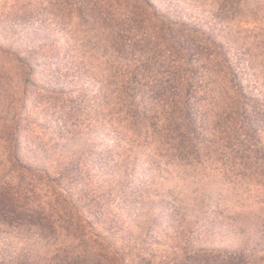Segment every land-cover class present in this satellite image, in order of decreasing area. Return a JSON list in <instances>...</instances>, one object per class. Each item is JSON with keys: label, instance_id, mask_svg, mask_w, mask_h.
Returning <instances> with one entry per match:
<instances>
[{"label": "rangeland", "instance_id": "rangeland-1", "mask_svg": "<svg viewBox=\"0 0 264 264\" xmlns=\"http://www.w3.org/2000/svg\"><path fill=\"white\" fill-rule=\"evenodd\" d=\"M0 264H264V0H0Z\"/></svg>", "mask_w": 264, "mask_h": 264}, {"label": "trees", "instance_id": "trees-1", "mask_svg": "<svg viewBox=\"0 0 264 264\" xmlns=\"http://www.w3.org/2000/svg\"><path fill=\"white\" fill-rule=\"evenodd\" d=\"M193 80L192 76H186L185 75H181L180 77H177V82L180 84L185 85L186 83L190 82ZM243 88L242 86L240 87V89L236 92L235 96L233 97L232 101H230V103L227 104V106H231L230 108H236L240 105V96L243 95ZM239 97V99L237 98ZM188 107V106H187Z\"/></svg>", "mask_w": 264, "mask_h": 264}]
</instances>
